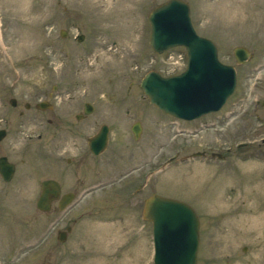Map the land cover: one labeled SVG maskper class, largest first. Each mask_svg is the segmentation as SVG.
Returning <instances> with one entry per match:
<instances>
[{
	"label": "rangeland",
	"instance_id": "obj_1",
	"mask_svg": "<svg viewBox=\"0 0 264 264\" xmlns=\"http://www.w3.org/2000/svg\"><path fill=\"white\" fill-rule=\"evenodd\" d=\"M163 1L0 0V126L7 125L0 155L17 165L14 179L5 184L6 195L0 181V264H153L152 226L143 223L139 205L152 193L188 203L202 219L198 264H264V140L260 139L264 124L255 120L245 127L251 117L245 109L249 96L242 95L256 74L264 76V67L258 71L256 66L252 73L253 59L237 63L231 58L235 42L229 47L222 38L221 0H186L197 32L217 43L220 59L235 63L237 83L221 108L198 118L162 112L138 92L147 70L167 75L184 68L177 52L184 47L157 53L148 41V13ZM238 21V32L254 28V17ZM61 29L66 30L64 36ZM81 32L84 37L77 40ZM103 90L131 92L116 106L135 115L129 123L140 120L137 145H143V152L138 155L130 143V125L115 124L107 151L96 156V164L84 166L79 180L73 182L75 177L68 173L64 189H74L78 181L83 185L96 180L105 186L63 210L43 211L30 199L16 198V193L26 198L38 179L50 173L32 156V147H26L38 133L45 140L46 132L18 125L35 116L34 102L51 92L55 108L72 116L86 99L99 110L109 106ZM255 90L264 94V77ZM10 97L17 99V105ZM249 100L250 115L256 100L253 95ZM24 101L30 102V109L24 108ZM51 112L37 115L45 118ZM3 118L9 123L4 124ZM252 133L254 141L248 140ZM111 149L114 153L109 155ZM195 150L205 154L189 156ZM132 162H141L142 167L134 163L137 168L125 176ZM134 179L145 184L140 192H134ZM48 218L53 223L46 227ZM68 225L65 239L59 240L58 230ZM213 233L225 234L218 238L221 248L213 246Z\"/></svg>",
	"mask_w": 264,
	"mask_h": 264
},
{
	"label": "flooded vegetation",
	"instance_id": "obj_2",
	"mask_svg": "<svg viewBox=\"0 0 264 264\" xmlns=\"http://www.w3.org/2000/svg\"><path fill=\"white\" fill-rule=\"evenodd\" d=\"M221 1H222L221 2L222 13H221L220 30H221L222 38L225 41V44H228V46L229 43L231 44L235 42V44L230 48L231 58L234 59V61H236L237 63L238 62L243 63L245 61H249L253 59L255 63L252 64V73L253 71H255L254 68H256V66L259 71V67L260 68L264 67V0H253L252 3H249L248 0H243L242 6H240L239 4V2H241L242 0H221ZM252 7L254 8L255 12H253ZM239 17H242L245 21H247L251 17H254V28L245 30L244 33L238 32ZM241 36L243 38H241ZM215 44L217 46V55L218 58L220 59L218 54L219 53L218 45L216 42ZM236 49L238 51H236ZM220 60L223 63L231 64L235 66V63H231L229 61H223L222 59ZM252 75L246 77L247 78L254 77V75L253 76ZM236 76H237V69H236ZM263 77L262 75L256 74L254 78L255 80L252 83L247 82L248 91L247 89H244L242 91V95H244V97H248V96L250 97L251 95L255 94L259 98L258 103L253 107L254 109L252 113L249 115L250 100L248 97V105L246 106L245 109H247L246 113L248 116L251 117V120H249V122L246 123L247 125L245 127L249 126L255 120L257 122L259 121L260 123L264 124V94L255 90L258 83L263 81ZM56 87L57 85H53V89H56ZM130 93L131 92L129 90H103L101 94L108 98V103L110 104L109 106H106L102 110H99L98 105L95 102L86 99L82 102V105L78 108V110H76L73 113L72 116H71V112L65 113L58 110V108H55L57 104L55 103L53 96H50L51 92H48L47 96L45 95V97L42 96L39 97L38 100L34 102L35 116L32 117L28 122L26 123L20 122L18 125H20V127L32 125L33 127H36V129L39 130L43 129L46 132V137L45 140L43 141H41L40 139V133H38L39 137L37 139L32 140V138L29 137L28 140H32V141L26 147L29 149L32 147V153H33L32 156L37 157V159L40 162H43L44 166L48 169L47 171H50V173L38 179L36 185L32 187L33 192L29 193L26 198L23 196L22 193H16L15 197L20 199L22 202H26L28 199H30L32 200V203H34L37 206L38 197L42 192V181L44 179H54L55 181H57L59 185V191H58V195H56L54 193H57L56 190L57 187L56 186L54 187V185L49 186L48 195H47V199L49 203L48 209L57 208L59 210H63V208L60 206L61 204H65L64 208H69L73 206V204H78L77 202L78 195L84 189L86 190L84 192L87 193L93 189H97L105 186V183H101V182L97 183L98 181L96 180H92L91 182H88L83 185L80 184L81 181H78V184L74 186V189H64L66 185V181L68 179L67 178L68 173H72L73 177L76 178V180L75 178L73 179V182L79 180L80 179L79 174H82L86 170L85 169L86 167L84 166L89 163L96 164L97 163L96 160H98L96 156L105 153V150L108 148L109 145L108 140H109L110 130L115 124L123 123L130 125V129L133 134V141L131 140L130 143L134 145V149L138 150L139 152L138 155H140L143 152L142 150L144 148L143 145H137L140 140V138L137 137L140 135L141 130L139 134L136 136L132 130V126L136 122H138L141 126V122L140 120L134 119L129 123L128 120L134 117L135 115L131 113V111L129 112V110L123 109L124 107L122 108V110H119L116 106V105H122V103L125 102V99L130 97V95H132ZM138 93L142 96V98H146V95L143 93V91H140ZM11 98L12 97H10V99ZM42 101L45 102L42 103L43 105H45L44 107L39 106V102ZM22 104L25 109L31 108L30 107L31 104L29 101H24ZM12 105L13 106L17 105L16 98H14V103H12ZM44 110H50L54 112H51V114L47 115L45 118L43 116L37 115L39 112ZM18 113L19 115H23L24 114L23 109L19 108ZM73 117L74 119H72ZM3 119L5 121L4 124L9 123L8 118H3ZM41 125H43L42 128ZM6 126L7 125L0 126V128H5L7 134ZM103 128H106L107 130V142L105 146H103L101 149L95 152L94 149L98 147L97 144H94L96 141L95 138L98 136V134ZM85 129L90 130V132L93 129H95V131L91 133L88 132L84 133ZM252 135L253 137L252 138L248 137V140L254 141L257 139V137L254 136L255 134L252 133ZM260 139L264 140V137H261ZM201 151H203L202 155H204L205 151L204 150ZM113 153H114V149H111L109 155H112ZM176 153H178V149H176ZM1 155H5L7 159L14 164V170L9 179H5L0 172V181H3V185H1V187L3 188V194L6 195L7 191L5 184L14 179L17 171V165L16 162L9 159V157L6 154H1ZM104 157L106 156H101V158ZM168 162H169V158L166 160V164ZM134 163L137 166L142 167L141 162H132L129 164L130 166L128 165L129 170L127 169L126 174L123 173V175L125 174L126 176L135 168H137L136 166H132L134 165ZM120 170L122 171V169H119V171ZM75 173H77L78 175H76ZM120 178H122L121 172L120 175L118 176V179ZM134 182H135L133 184L134 192L136 191L140 192L139 190H141L145 184H143L141 180L139 181V183H137L136 179H134ZM69 195L70 197L68 199ZM146 198L147 196L144 198L143 201L139 202V205L142 207L141 215L143 217V221H144L143 223L150 222V225H152V221L149 220L147 217H145L143 212L144 202ZM1 203L4 204V201H2ZM198 218H199V241H200V237H201L200 230L202 227V219L199 217V215ZM52 223H53V219L48 218L45 219L43 225H46V227H48V225H51ZM61 230L63 229L58 230V232ZM48 232H51L50 228H48ZM223 236H225V234L223 233H213L212 235H210L211 241L215 242L213 244L215 248L222 247L221 243H219L221 242V240H218V238H221ZM243 247H245V249H243ZM242 251L245 252L248 251L247 245L242 246ZM220 254H221V250H217L216 255H220ZM198 261H199V256L197 251V259L195 264H198L199 263Z\"/></svg>",
	"mask_w": 264,
	"mask_h": 264
},
{
	"label": "water",
	"instance_id": "obj_3",
	"mask_svg": "<svg viewBox=\"0 0 264 264\" xmlns=\"http://www.w3.org/2000/svg\"><path fill=\"white\" fill-rule=\"evenodd\" d=\"M148 20L150 25L149 44L156 52H162L175 45H184L188 53L186 67L180 73L164 76L157 70L151 69L144 74L140 81V87L144 94L149 98V101L165 113L184 119L196 118L207 112L218 110L224 104L228 95L235 89V67L231 64L221 62L217 56L216 44L210 38L197 33L191 20L188 2L186 0H165L149 11ZM164 21L166 22L167 27H169L170 24H173L171 30H168L167 27H163ZM65 33L66 30L61 29L60 34L64 36ZM83 36L84 34L80 33L78 40L83 39ZM236 51L238 50L236 49ZM203 57H207L209 59L208 63L220 70L218 71L222 74L225 80L224 90L212 102L198 106H181L172 99L171 91H167L166 85H177L178 83L185 81L184 79L190 75L197 63L205 59ZM10 101L14 103V98L12 97ZM42 103L45 102H39L40 107L45 106ZM132 130L137 136L141 130L140 124L136 122L132 126ZM5 134V128H0V139H2ZM95 139L96 141L94 144H97L98 147H96L94 151L97 152L105 146L107 142L106 128H103ZM196 154L200 153H192V155ZM13 170L14 164L10 162L5 155H1L0 172L2 176L5 179H9ZM53 185L54 187H57V193H54L57 195L59 191L57 181L54 179H44L42 181V192L37 200V206L40 209H48V189L49 186ZM69 197L70 195L68 196V199ZM60 206L64 207L65 204H61ZM144 215L152 221L154 264H162L163 261L161 256L163 251H172L176 248L169 242V238L166 237V229L179 219H183L188 227L189 258H187L185 264H195L199 242V221L196 212L188 203L180 199L152 193L145 200ZM67 229H70V226H68ZM65 236V230L59 231V239L63 240Z\"/></svg>",
	"mask_w": 264,
	"mask_h": 264
},
{
	"label": "bare ground",
	"instance_id": "obj_4",
	"mask_svg": "<svg viewBox=\"0 0 264 264\" xmlns=\"http://www.w3.org/2000/svg\"><path fill=\"white\" fill-rule=\"evenodd\" d=\"M163 27H167L165 21ZM172 27L173 24H170L167 29L171 30ZM203 58L205 59L197 63L190 75L184 79L185 81L182 80L183 82L177 85H166L167 91H171L172 99L181 106H198L212 102L224 90L225 80L219 72L220 70L211 66L207 57ZM88 64L92 65L93 61ZM166 235L169 238V242L176 248L172 251H163L161 256L162 264H185L187 258H189V235L188 227L184 220L179 219L173 222L166 229Z\"/></svg>",
	"mask_w": 264,
	"mask_h": 264
}]
</instances>
